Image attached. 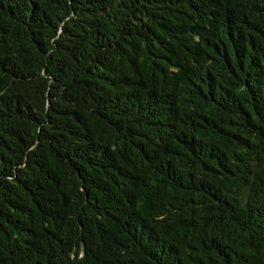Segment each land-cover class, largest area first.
<instances>
[{"label": "trees", "instance_id": "obj_1", "mask_svg": "<svg viewBox=\"0 0 264 264\" xmlns=\"http://www.w3.org/2000/svg\"><path fill=\"white\" fill-rule=\"evenodd\" d=\"M0 264H264V0H0Z\"/></svg>", "mask_w": 264, "mask_h": 264}]
</instances>
